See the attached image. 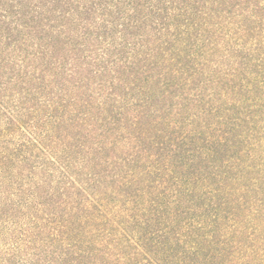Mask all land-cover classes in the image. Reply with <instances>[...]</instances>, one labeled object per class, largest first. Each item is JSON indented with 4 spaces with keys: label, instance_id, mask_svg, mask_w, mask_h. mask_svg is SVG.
Returning a JSON list of instances; mask_svg holds the SVG:
<instances>
[{
    "label": "trees",
    "instance_id": "16d2710c",
    "mask_svg": "<svg viewBox=\"0 0 264 264\" xmlns=\"http://www.w3.org/2000/svg\"><path fill=\"white\" fill-rule=\"evenodd\" d=\"M0 264H264V0H0Z\"/></svg>",
    "mask_w": 264,
    "mask_h": 264
}]
</instances>
